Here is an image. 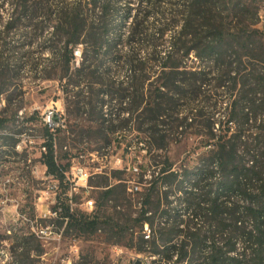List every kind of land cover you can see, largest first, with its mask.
<instances>
[{"label":"trees","instance_id":"16d2710c","mask_svg":"<svg viewBox=\"0 0 264 264\" xmlns=\"http://www.w3.org/2000/svg\"><path fill=\"white\" fill-rule=\"evenodd\" d=\"M259 2L0 0V139L22 119L25 80L56 81L67 118L45 125L41 161L63 194L76 157H57L65 127L91 153L115 144L152 161L138 216L116 229L143 264H264V134L251 133L264 116ZM193 137L201 140L177 169L170 147ZM10 139L14 150L20 140ZM123 174L111 173L116 186L106 178L92 214L72 213L69 199L52 213L80 235L113 229L101 212ZM18 247L23 264L43 251Z\"/></svg>","mask_w":264,"mask_h":264},{"label":"rangeland","instance_id":"374dc122","mask_svg":"<svg viewBox=\"0 0 264 264\" xmlns=\"http://www.w3.org/2000/svg\"><path fill=\"white\" fill-rule=\"evenodd\" d=\"M134 7L137 8L135 1ZM166 39L169 41L170 35ZM80 54L81 49L77 48L75 56L78 59ZM25 84V107L19 112L22 119L17 126L10 127L3 134L7 139H0V264H23L18 259L22 252L18 246H24L25 249L27 242L34 248L41 246L43 250L40 257H35V264H77L81 258L93 259L95 264L145 263V256L126 247L131 245L129 237L124 239L116 229L118 225L138 216L140 202L149 187L147 183L153 172L149 156L134 149L131 154L125 155L121 149H115V144L100 154L91 153L94 145H79L66 140L69 135L63 127V132L56 137L58 159L66 164L68 160L63 159L64 155L68 153L72 157L76 156L71 159V166L80 165L90 176L88 190L83 192L80 189L73 195L74 212L90 215L84 211L85 200L90 198L98 204L106 178L110 177L109 183L112 186L118 184L111 178L114 170H124L122 179L125 186L116 189L113 200L101 212L103 220H111L113 229L102 226L94 235H80L75 229H66V224H60L52 208L58 200L68 203L69 197L60 198L59 194H54L53 179L46 174L41 161L48 113L54 111L60 117L67 118L63 94L56 81L40 84L27 78ZM43 89H46L45 92H42ZM262 114L259 113L261 123L251 124L253 139L255 134H264ZM12 136L20 140L14 150L10 147ZM200 140L201 137H193L170 147L168 157L177 169ZM41 230H46L47 235L40 239L37 233ZM144 231L149 234L148 226H145ZM32 235L37 236V239H30Z\"/></svg>","mask_w":264,"mask_h":264},{"label":"built area","instance_id":"2783aa9c","mask_svg":"<svg viewBox=\"0 0 264 264\" xmlns=\"http://www.w3.org/2000/svg\"><path fill=\"white\" fill-rule=\"evenodd\" d=\"M257 28L261 31V33L264 34V0H260L259 2V11H258V25ZM54 115H59L58 113H55L54 111H50L48 113V116L45 120L46 125H49L50 127H58V125L53 124V117ZM43 152H45V148L43 147ZM89 180L90 176L86 173L85 169L81 167L78 164H74L70 171L66 174L65 182L70 184V189L67 194H62V189L60 187V184L58 181L53 180L52 190L55 195L59 194L60 198L63 197H69V205L71 212H74L73 208V195L74 193H78L80 189L88 190L89 188ZM96 202L90 198H87L83 204L84 211L87 213L92 214L96 210ZM61 210V209H59ZM56 217L57 214L53 213ZM38 234V238H44L45 235H47L46 230H41Z\"/></svg>","mask_w":264,"mask_h":264},{"label":"water","instance_id":"95a60500","mask_svg":"<svg viewBox=\"0 0 264 264\" xmlns=\"http://www.w3.org/2000/svg\"><path fill=\"white\" fill-rule=\"evenodd\" d=\"M135 264H142V262L139 261V262H137V263H135Z\"/></svg>","mask_w":264,"mask_h":264}]
</instances>
